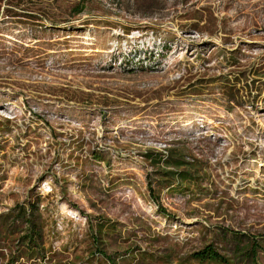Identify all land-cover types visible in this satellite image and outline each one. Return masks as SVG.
<instances>
[{"label":"rangeland","instance_id":"obj_1","mask_svg":"<svg viewBox=\"0 0 264 264\" xmlns=\"http://www.w3.org/2000/svg\"><path fill=\"white\" fill-rule=\"evenodd\" d=\"M208 246L264 264V0H0V264Z\"/></svg>","mask_w":264,"mask_h":264},{"label":"trees","instance_id":"obj_2","mask_svg":"<svg viewBox=\"0 0 264 264\" xmlns=\"http://www.w3.org/2000/svg\"><path fill=\"white\" fill-rule=\"evenodd\" d=\"M28 233L26 234V236H30L31 233L32 234H36L37 230L35 228H32L31 226L29 227V230L26 229L25 232ZM257 245L256 243L252 246V250L250 251L252 254L254 253V249H256V246ZM40 254V250L38 248V256ZM195 257L198 261H201V262H220V263H224V264H228V262L226 261V259L222 256L221 253H219V251H217L216 249H213L211 246H208L206 249L200 251V252H197L195 254ZM254 255L252 256V261L254 262L255 259H254Z\"/></svg>","mask_w":264,"mask_h":264}]
</instances>
